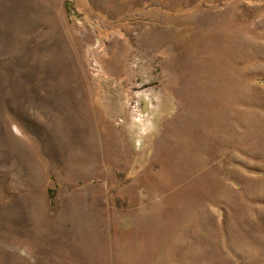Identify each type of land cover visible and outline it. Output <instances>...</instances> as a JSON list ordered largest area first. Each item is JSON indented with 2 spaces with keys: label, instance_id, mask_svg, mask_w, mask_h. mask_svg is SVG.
Returning <instances> with one entry per match:
<instances>
[{
  "label": "rangeland",
  "instance_id": "rangeland-1",
  "mask_svg": "<svg viewBox=\"0 0 264 264\" xmlns=\"http://www.w3.org/2000/svg\"><path fill=\"white\" fill-rule=\"evenodd\" d=\"M0 264H264V0H0Z\"/></svg>",
  "mask_w": 264,
  "mask_h": 264
}]
</instances>
